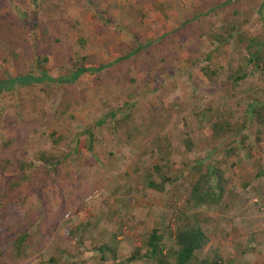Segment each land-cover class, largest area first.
Returning <instances> with one entry per match:
<instances>
[{"label": "rangeland", "instance_id": "rangeland-1", "mask_svg": "<svg viewBox=\"0 0 264 264\" xmlns=\"http://www.w3.org/2000/svg\"><path fill=\"white\" fill-rule=\"evenodd\" d=\"M254 3L260 8L249 12ZM231 22L252 41L250 50L237 36L224 45L206 37L227 35ZM195 26L200 31L189 37ZM137 45V54L66 85L77 102L62 122L54 120L61 97L56 84L0 94V264H117L114 255L144 253L153 228L169 246L183 210L207 237L197 257L264 264V126L248 113L253 102L264 101V73L247 62L257 49L264 54V0H0V75L35 71L29 54L38 50L49 54L44 68L57 78L81 61L86 67L111 63ZM195 47L200 63L189 67ZM205 65L219 74L214 87L199 71ZM235 71L247 76L232 83L227 78ZM150 106L172 114L155 145L99 125L121 108L140 123ZM198 108L232 119L239 130L234 154L221 152L233 138H211L208 122L193 115ZM51 136L63 143L53 146ZM19 149L34 163L43 152L59 157L57 175L38 193L9 187L19 173L2 160ZM199 160L220 163L232 195L213 208L189 209ZM155 166L176 178L163 191L148 185L160 182ZM80 228L82 243L72 234ZM22 229L28 237L15 258L11 242ZM103 246L111 253L104 251L101 260L94 249Z\"/></svg>", "mask_w": 264, "mask_h": 264}, {"label": "trees", "instance_id": "trees-1", "mask_svg": "<svg viewBox=\"0 0 264 264\" xmlns=\"http://www.w3.org/2000/svg\"><path fill=\"white\" fill-rule=\"evenodd\" d=\"M227 2H232L234 0H225ZM35 4L36 0H32ZM260 8V3H254V6L249 8V12H255ZM200 13L199 15H202ZM234 14H237L235 11ZM195 17H198L196 14ZM234 23H230L228 28L227 35L223 36L221 34H206V37L210 40H214L220 45L226 44L230 39H233L237 36V41L239 44L246 43V48L250 50L252 41L247 40L239 32L237 28V33L235 32ZM201 26H195L189 31V37H194L197 31H200ZM119 29V28H118ZM133 36V35H132ZM168 46V43L165 46ZM141 46L137 45L129 53L125 54L122 57L115 59L113 62L108 64H99L98 66H88L86 67L81 61L78 65H73V70L68 74L61 77L54 78L50 76L44 66L49 61L50 57L47 52L38 50L34 51L35 53L29 54L30 57L35 56L34 60L35 71L33 72H18L15 75L7 74L3 72L0 75V94L3 92H9L15 88H25L33 84L39 83H48L56 84L59 86L61 91V97L58 100L57 106L54 111V120L56 122H62L68 116V111L70 110L72 104L77 102L73 97L71 92H68V86L74 83L79 77L83 74H94L99 73L102 70L106 69L110 65L129 58L137 54L141 50ZM260 49L250 53V57L247 59L248 64H250L255 71L264 73V54H262ZM28 51V50H27ZM32 52V51H30ZM197 52L195 47L192 50V57L188 61L189 67H198L200 60L195 57L194 53ZM249 53V52H248ZM41 57V58H38ZM38 58V60H37ZM204 61H209L210 53L206 52L203 55ZM7 61V58H5ZM200 73L204 78L214 87L217 81L219 74L216 70L210 69L208 65L199 68ZM247 74H237V72H232L228 76V80H231L232 83H237L238 81L243 80ZM127 105V104H126ZM124 105V106H126ZM133 105V104H132ZM166 113L163 114V109L160 111L156 106H150L147 110V119H142L140 123L135 121L133 114L130 113V110H125L124 108L118 110H111L107 113L106 117L99 121V125L103 123H109L111 133L115 131L122 130L123 135L128 137L129 140H137L139 142L148 141V143L155 145L160 142L158 138L159 132L163 129L165 124L170 120L172 114L171 111L165 109ZM211 111L209 109L198 108L194 110L193 115L198 122L203 121L204 119L208 122L209 127L208 132L214 140H223L224 138H233L231 142L227 144V147L221 150V152H226L228 156L235 153L238 144L235 146V139L233 136H236L238 131L234 124L232 123L231 118L217 117L213 118L210 116ZM248 113L252 122L260 126H264V101L253 102L249 106ZM109 120V121H108ZM108 121V122H107ZM245 123V121H244ZM241 125H243L241 123ZM91 143L92 134L86 132ZM243 138V137H242ZM62 138L57 136H51V142L54 145L62 144ZM244 138L240 140V144L243 146ZM3 146L9 147L10 144ZM10 158L6 157L2 160L4 168H10L9 170L16 166L17 170L12 172L19 173V176L13 178L10 181L9 187H21L27 188L33 193H38L39 188L46 182L49 177L57 175L58 161L59 157H56L50 153L43 152L34 163L33 160H30L26 157L25 152L22 149L12 150ZM156 176L160 179L158 184L148 183L149 187L156 189L158 191H163L164 185L168 182L172 183L176 181L175 177H170L167 171L164 169L155 166L153 167ZM193 171L196 174V178L192 183L188 198H187V207L193 209H199L201 207L213 208L221 203V201L227 197L230 198L232 193L228 189L229 181L226 179L224 174V169L221 167L220 163L209 162V164L202 163V160L196 162L193 167ZM179 221L175 226V230L169 231L168 239L170 245L166 246L163 242V235L159 233L157 228H153L145 241V252L140 254L139 250L135 251L130 256H118L114 255L113 260L117 264H133L135 262H142V264H218L217 258L211 259V257L199 258L197 253L203 249L207 243V237L199 225L197 218H190L186 215V210H183L179 214ZM184 219L185 221H183ZM22 225V224H19ZM17 227H19L17 225ZM84 228H80L74 231L73 236L76 237L79 243H82L81 237ZM28 237L27 231L22 229V231L16 230V234L11 242V254L13 257L18 258L23 253L25 246L24 243ZM100 254V259L104 260L103 255L104 251L111 253V250L107 246L98 247L94 249Z\"/></svg>", "mask_w": 264, "mask_h": 264}]
</instances>
